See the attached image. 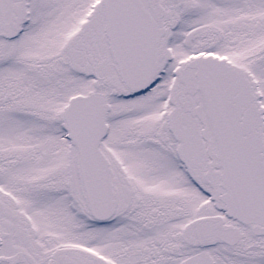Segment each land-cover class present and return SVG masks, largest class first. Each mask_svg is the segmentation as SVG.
<instances>
[{"label":"snow or ice","instance_id":"snow-or-ice-1","mask_svg":"<svg viewBox=\"0 0 264 264\" xmlns=\"http://www.w3.org/2000/svg\"><path fill=\"white\" fill-rule=\"evenodd\" d=\"M0 264H264V0H0Z\"/></svg>","mask_w":264,"mask_h":264}]
</instances>
